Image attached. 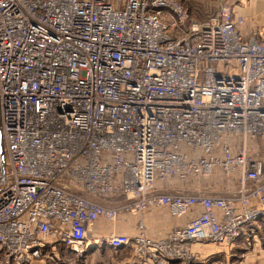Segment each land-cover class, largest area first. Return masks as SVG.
I'll list each match as a JSON object with an SVG mask.
<instances>
[{"label": "built area", "instance_id": "2783aa9c", "mask_svg": "<svg viewBox=\"0 0 264 264\" xmlns=\"http://www.w3.org/2000/svg\"><path fill=\"white\" fill-rule=\"evenodd\" d=\"M246 22L227 4L192 21L180 0H0L2 261L59 243L198 264L206 243L252 242L264 25L246 36ZM152 210L182 222L151 236Z\"/></svg>", "mask_w": 264, "mask_h": 264}, {"label": "crops", "instance_id": "0c3cea01", "mask_svg": "<svg viewBox=\"0 0 264 264\" xmlns=\"http://www.w3.org/2000/svg\"><path fill=\"white\" fill-rule=\"evenodd\" d=\"M189 10L191 15L192 21H202L206 19L211 13L216 11L221 5L227 4L231 5V7L236 11L237 15H243L247 17L246 24L242 27V31L244 35L249 36L251 35L259 26L264 25V0H180ZM7 183H8V177H6ZM2 178L0 177V184H1ZM6 183V184H7ZM5 187V186H4ZM4 187L1 189V191L4 189ZM161 213H157V210L149 211V215L147 216V224H148V231L152 235L162 236L165 231L170 229L171 225L169 223H172V221L169 220V216L166 214L164 215V218L166 221H162L160 218ZM162 222H164V225H161ZM178 222V221H177ZM127 223V225H125ZM135 220L125 219L119 226L121 231H126L128 233L133 232L135 229ZM155 225H158V229L155 227ZM263 225H264V218H261L258 223L250 228V234L252 236V240L255 241L254 244L252 242L245 241L244 244L241 246H238L233 251H225L222 247L218 245H212V244H204L202 245L201 251H202V260L198 262V264H236V262H240L242 264V258H244V261H246V257L249 256L252 253L256 252H263L264 253V245H260L259 240H257L260 237L261 232L263 231ZM164 230V232H163ZM162 233V234H161ZM161 234V235H160ZM96 235V234H95ZM257 238V239H256ZM68 250L70 248L65 245ZM207 246H210L211 248L208 249ZM245 249H249L252 246L253 249L250 252H241L239 249L246 247ZM64 246H61L58 248L59 250H56L52 254H58L60 252L61 248H66ZM202 247L207 248V250H204ZM108 248L107 246H102L98 248H92L89 249L90 251H95L103 253H107L105 250ZM125 249L128 248H122L119 250H113L114 252L120 251L122 254L120 261H118V264H135L133 254L129 249L128 256L126 255ZM244 249V250H245ZM110 250V249H109ZM126 255V256H125ZM63 256V255H62ZM61 256V257H62ZM60 258L58 255L55 256V258ZM251 259V258H250ZM248 259V261H250ZM60 260V259H59ZM253 261V264H262V260H258L257 262ZM44 262L40 260H36L34 264H42ZM0 264H2V258L0 257Z\"/></svg>", "mask_w": 264, "mask_h": 264}, {"label": "rangeland", "instance_id": "374dc122", "mask_svg": "<svg viewBox=\"0 0 264 264\" xmlns=\"http://www.w3.org/2000/svg\"><path fill=\"white\" fill-rule=\"evenodd\" d=\"M6 164H7V159H6ZM6 172H7V165H6ZM0 173H1V166H0ZM6 183H7V179H6ZM6 183L4 184V186L6 185ZM162 214H166V215L169 216V220L172 221V223H169L171 225V227H174L179 222L180 223L182 222V219H174L173 217H171L166 212H162L159 215L162 221H166L165 218H164V215H162ZM100 223L103 224V222H100ZM164 224L165 223L162 222L161 225H164ZM155 227L158 229V225H155ZM163 232H164V230H163ZM151 236L158 237L159 234H157V235H153L152 234ZM257 240H259V243L258 244L264 245V225H263V231L261 232L260 237ZM254 243H255V241L252 240V244H254ZM212 245H214V244H212ZM61 246L66 247L65 245H62V244H59V243H57V244H51L50 246H48L46 249L43 250L41 257L38 258L37 260H40V261L44 262L42 264H118V261H120L121 256H122V254L120 253V251L114 252L113 251L114 249H111L109 247L105 249L107 251V253H103L104 250L101 251V252H97V253H95V251H93V250L92 251L88 250L84 254L79 255L78 253L74 252L71 249L68 250V248L66 247V248H61L60 249V252L58 254H55V255L52 254L56 250H59L58 248H60ZM253 247L254 246H252L249 249H245V248H247V246H246V247L241 248L239 250L241 252H247L248 253V252H250L253 249ZM202 248L204 250H207V248L210 249L211 247L210 246H207V248H205V247H202ZM199 250H200V253H201L200 255L202 256L201 248H199ZM130 251L133 254L134 263H135V254H134V252L131 249H130ZM125 252H126V255L128 256L129 249H125ZM57 255L60 257L59 258L60 260L58 259V257L55 258V256H57ZM244 258H242V262H243L242 264H253V261L257 262L258 260L259 261L262 260V264H264V253L263 252H256V253L250 254L249 256L246 257V259H245L246 261H244ZM248 259H250V261H248ZM2 264H6V263H4V261H2ZM236 264H240V262H236Z\"/></svg>", "mask_w": 264, "mask_h": 264}, {"label": "water", "instance_id": "95a60500", "mask_svg": "<svg viewBox=\"0 0 264 264\" xmlns=\"http://www.w3.org/2000/svg\"><path fill=\"white\" fill-rule=\"evenodd\" d=\"M1 125H0V166H1V173L0 177L2 178L1 184H0V191L4 187V184L6 183V177H7V172H6V153H5V148H4V143L2 139V132H1Z\"/></svg>", "mask_w": 264, "mask_h": 264}]
</instances>
